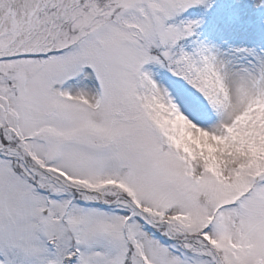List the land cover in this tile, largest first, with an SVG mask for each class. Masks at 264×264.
<instances>
[{
  "label": "snow or ice",
  "instance_id": "6c2138e0",
  "mask_svg": "<svg viewBox=\"0 0 264 264\" xmlns=\"http://www.w3.org/2000/svg\"><path fill=\"white\" fill-rule=\"evenodd\" d=\"M0 264H264V0H0Z\"/></svg>",
  "mask_w": 264,
  "mask_h": 264
}]
</instances>
